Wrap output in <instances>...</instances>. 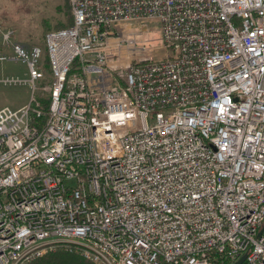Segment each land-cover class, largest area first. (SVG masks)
I'll return each mask as SVG.
<instances>
[{
	"label": "built area",
	"instance_id": "built-area-1",
	"mask_svg": "<svg viewBox=\"0 0 264 264\" xmlns=\"http://www.w3.org/2000/svg\"><path fill=\"white\" fill-rule=\"evenodd\" d=\"M68 2L1 38L31 97L0 108V264H264V0Z\"/></svg>",
	"mask_w": 264,
	"mask_h": 264
},
{
	"label": "rangeland",
	"instance_id": "rangeland-1",
	"mask_svg": "<svg viewBox=\"0 0 264 264\" xmlns=\"http://www.w3.org/2000/svg\"><path fill=\"white\" fill-rule=\"evenodd\" d=\"M67 1L0 0V56L2 54L7 55V60L0 61V78H17L23 80L25 73V65L23 63L8 60L11 53L8 47H1L2 35L6 32H11V40L9 43L20 45L25 49H29L33 45L42 47L46 32L70 24L71 12L70 8H67L69 5ZM117 30L120 34L125 33L127 30L128 32L137 30L151 37L158 46V27L154 23L138 22L120 24ZM165 54L164 49L158 46L152 53V56L158 60L163 59ZM46 69L48 70V67L45 68V71H47ZM36 85L41 88L40 86L45 85V83L40 81ZM30 97L31 90L26 84L7 85L0 83V108L7 106L12 109H18L28 104ZM41 98L46 99V95H43ZM59 251L78 256L59 249L48 254Z\"/></svg>",
	"mask_w": 264,
	"mask_h": 264
},
{
	"label": "trees",
	"instance_id": "trees-1",
	"mask_svg": "<svg viewBox=\"0 0 264 264\" xmlns=\"http://www.w3.org/2000/svg\"><path fill=\"white\" fill-rule=\"evenodd\" d=\"M67 8H70L69 5L67 6ZM71 24H72V18H71L70 24H68L67 26L57 27L56 29L69 27L71 26ZM44 61H45V67H48V62L46 58ZM40 101L42 104V110L44 111V113H46V111L48 110V100L41 99ZM43 119H44V116L41 120ZM28 264H90V263L82 259V257H78L75 255H71V254H67V253L59 251L53 254L42 256L38 259L31 261Z\"/></svg>",
	"mask_w": 264,
	"mask_h": 264
},
{
	"label": "water",
	"instance_id": "water-1",
	"mask_svg": "<svg viewBox=\"0 0 264 264\" xmlns=\"http://www.w3.org/2000/svg\"><path fill=\"white\" fill-rule=\"evenodd\" d=\"M244 257H245V255L242 256V257H241L236 263H234V264H241L242 261L244 260Z\"/></svg>",
	"mask_w": 264,
	"mask_h": 264
}]
</instances>
